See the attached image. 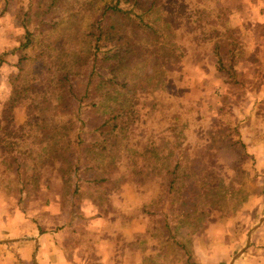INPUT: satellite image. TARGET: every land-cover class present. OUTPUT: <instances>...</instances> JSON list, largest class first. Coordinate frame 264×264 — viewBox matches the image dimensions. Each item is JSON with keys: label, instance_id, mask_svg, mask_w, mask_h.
<instances>
[{"label": "rangeland", "instance_id": "1", "mask_svg": "<svg viewBox=\"0 0 264 264\" xmlns=\"http://www.w3.org/2000/svg\"><path fill=\"white\" fill-rule=\"evenodd\" d=\"M0 118L1 219L96 215L114 264H231L264 214V0H0Z\"/></svg>", "mask_w": 264, "mask_h": 264}, {"label": "crops", "instance_id": "2", "mask_svg": "<svg viewBox=\"0 0 264 264\" xmlns=\"http://www.w3.org/2000/svg\"><path fill=\"white\" fill-rule=\"evenodd\" d=\"M244 143L247 146L248 153L254 155L258 160V148L252 149L250 143L248 144L245 141ZM262 155L264 156V153ZM263 161L264 157H261L260 162ZM261 172H264V170H261ZM255 179H257V176ZM262 199L264 202V198ZM84 203L88 207L85 208L89 212L88 215H90L91 210L96 209V205L89 200H84ZM252 203L251 199L248 208L251 207ZM252 209L257 210L256 204ZM263 217L264 214L260 220ZM0 220L3 219L0 218ZM102 220L104 219H98L97 217V219H90L86 222L80 218L77 222L74 220V224L62 230L47 229L42 222L33 224L30 221L23 224V222L12 221V219L0 221V264H114L112 257H100L98 254L99 250L111 248L108 243L105 246H99L98 233L95 229L92 230V226ZM259 222L251 224L252 229L257 227ZM145 234V231L135 233L133 238L136 239L138 244L140 240L143 243L146 240ZM247 242L248 237L246 244ZM234 249L236 250V248ZM137 250L143 252L142 247H137ZM237 250L242 251L238 248ZM230 252H232V249L229 250ZM234 263L264 264V223L254 232L250 239V245L239 260Z\"/></svg>", "mask_w": 264, "mask_h": 264}, {"label": "trees", "instance_id": "3", "mask_svg": "<svg viewBox=\"0 0 264 264\" xmlns=\"http://www.w3.org/2000/svg\"><path fill=\"white\" fill-rule=\"evenodd\" d=\"M120 5H121L120 2H116V4L112 7L113 15H119V16L127 15V11L122 9ZM117 47L118 46H115V48H117ZM119 50H120V48L116 49V52L112 54V57H114V58L119 57V55H117V54H120ZM112 67H113L112 68V72L115 73V68H114L113 65H112ZM118 69H119V66H118ZM118 71L119 70H117V75H118ZM115 80H116L115 78L112 79L110 83L111 84L116 83ZM97 81H98V85L96 87V90H98L101 87L102 84H107V82H108L107 78H105L103 76L100 77L99 79H97ZM115 118L117 119V121L122 120V112H120ZM1 119L2 118H0V120ZM106 123H107V121L104 123V125ZM0 128H2L1 124H0ZM4 131L9 132L8 128H4ZM114 131H116V129H111V133H114ZM83 141H84V138L81 136L80 139H79V144H81ZM111 141H112L111 138L107 139L104 142V144H103L104 145L103 148H106ZM240 146H241V152H243L246 156H249V153L247 151L246 145L245 144H241ZM92 147L93 146H89V151H88L89 156L86 159L90 160L91 163H93V162L96 163L98 161V158H97L96 154L94 152H92V149H91ZM53 152L59 153L60 150L59 149H54ZM236 162H237L236 153H235V155L233 157L225 159V163L227 165H229V166L235 165ZM109 166H110V164H109ZM93 170H94V168H92L90 166L85 168V171H87V172H93ZM95 180H96V183H92V180H84L82 182H77L76 185H75V190H74V194L73 195L77 199L79 198V199H82V200H89V201L93 202L96 205V207H97L96 203L98 202V197H97V192L95 191V187L94 186H95V184L98 185V184H102V183H107V182H109L110 179H109L108 176H105V177L102 176L100 179H95ZM72 217H73V221L76 220V219H80V218L83 219L86 222L89 221L90 219H97L96 215L91 216V218H89V217L83 216L82 213H76V212H73ZM173 240L175 241V243L177 245L180 246L181 249H186V246H185V244H183V242H180L177 238H175ZM188 258L190 259L189 255H188Z\"/></svg>", "mask_w": 264, "mask_h": 264}, {"label": "water", "instance_id": "4", "mask_svg": "<svg viewBox=\"0 0 264 264\" xmlns=\"http://www.w3.org/2000/svg\"><path fill=\"white\" fill-rule=\"evenodd\" d=\"M264 223V217L260 220V222H259V224L257 225V227H255V228H253L251 231H250V233H249V235H248V242H247V244H246V247L242 250V251H240L239 252V254H237V256L233 259V261H232V263L231 264H233L238 258H240L242 255H243V253L245 252V250L248 248V246L250 245V239H251V237L253 236V234H254V232L262 225Z\"/></svg>", "mask_w": 264, "mask_h": 264}]
</instances>
